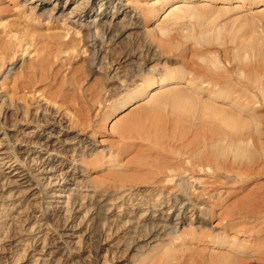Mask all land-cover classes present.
<instances>
[{
  "label": "rangeland",
  "instance_id": "374dc122",
  "mask_svg": "<svg viewBox=\"0 0 264 264\" xmlns=\"http://www.w3.org/2000/svg\"><path fill=\"white\" fill-rule=\"evenodd\" d=\"M21 2V0H0V17H2L0 19V36L7 34L13 36L14 38L3 36L5 41L9 38L7 41L11 43H15L20 36L30 41L29 44L25 45L28 52H19L17 55L14 53V56L11 54V57L15 58L16 56L15 60L17 58L18 60L23 59L27 69L25 66L21 68L22 64H20L18 70L13 71L11 77L0 79V107L3 105L1 99L3 101L5 99V105L6 103L11 104L15 111L21 112L18 115L14 113L16 116H9L7 119H4L3 115L0 114V141L8 145L10 154L27 169V172L31 173L30 163L24 161L26 160L25 157L28 158V161L31 157L21 153L26 145L17 140V138L22 137L19 134L21 130H36L48 136L52 131L59 130L61 123L58 122V118L60 117V119L65 120L64 125L69 127L75 136L95 140L97 149L94 154L83 159L78 157L79 160L74 161V165L71 158L60 157L58 159L54 158L55 156L53 158L60 164L64 162L66 165L71 164L78 168L83 174L80 181L84 190L88 188L91 191L92 189L102 195L108 194V192L104 193V190H107L112 196L113 202H117L118 206H123V208L111 210L108 219L106 218V226L103 225L102 227L108 231L101 237L103 247L99 264H264V89L262 91L258 86L256 87L257 82L255 80L257 79L254 77L257 75L253 73V67L247 64L244 70L248 72L246 76L243 71L244 67L240 66V60H238L240 57L238 55L239 58L234 57L238 58L239 64H237V60L232 56V52L236 55L237 51H234L238 48L235 47L238 46L236 45L238 41L235 39L238 37L233 35L238 34L232 33L236 27L233 28L230 22L234 20L232 23H235L236 19L232 18L238 16V10H235V7L241 6L242 2L232 1L226 4L222 3V5L221 3L217 4V6H221L220 9L224 6H232L235 10L232 11L231 8L233 13L230 15L232 18L230 20L232 21H226L227 26L225 27L228 29H224V31H228L227 35L230 32L235 38L228 36L229 38L222 39L224 37L223 29H220L222 32L219 31V34L221 32L220 38L218 32L215 31H218L219 27L224 28L220 26V23L222 25L224 22L225 25L226 22L225 20L216 21L210 18L209 8L206 10L207 5H209L207 0H174L171 3H167V0H123L122 5H125L128 13L124 15L121 12L118 21H123L129 15V17L140 18L143 24V34L142 36H134L130 43L131 48H134L136 55L140 53L144 56L150 45L157 48L160 46L159 49L164 59L162 62H155L150 65L141 74L134 73L132 75L130 73L127 81L123 84L113 83L106 74V70L118 67V60L123 50L122 46L111 50L112 48L107 44L104 47L103 56L99 55L93 59L92 63H89L90 51L84 45V37L78 28L67 24L65 21L56 22L44 18L40 20L33 18L22 7ZM259 8L263 10L264 6L255 8V12L258 10L259 14H264ZM180 9L186 13V9H191L194 13L192 11L191 14L187 13V15L189 14L187 17L186 13L184 14V11L182 12ZM203 11L204 14L209 15L210 19L207 18L215 23V26L212 24L214 28L211 27L212 31L215 29L214 35L209 28L211 23L209 26L207 25L208 27L205 26L210 31L202 26L209 23L206 15H203ZM221 11L217 16L221 14ZM258 17L260 19L262 16H256L257 19ZM262 22L257 23L259 24L257 28L261 30V24L264 23ZM229 23L232 26L230 28L232 32L229 31ZM4 25L6 30L3 28ZM10 25L15 30L10 29ZM236 25L238 26V22L234 24V26ZM198 26H200L201 32H199ZM203 27L209 35L203 31ZM259 29H256L255 32ZM261 30H259L261 33L259 31L258 33L260 37H263V39L261 38L263 41L264 34L263 36L261 34L264 30ZM8 31L11 33H7ZM27 31L28 33H26ZM202 32L205 35L201 36ZM211 32L213 36L216 34L217 36L216 39L213 38V41L209 42ZM40 33L43 37H40ZM221 36L223 37L221 38ZM37 37L40 39L37 40ZM260 37H258V41ZM11 38L15 42H12ZM228 39L237 41V43L232 41L235 44L233 48L231 47L234 45L232 42L228 46ZM224 40H228L226 44ZM4 54H0L1 63H6V60L9 63L11 59H14ZM3 55L7 57L6 60L2 57ZM214 57H217L218 61ZM184 59L187 70L183 71L182 68L186 67ZM32 60L37 63L40 61L38 63L40 66L31 69L34 62ZM234 60L236 63L233 62ZM136 61L135 65L139 70L144 63L143 57ZM216 61L220 66L215 63ZM29 63H31L30 68L27 67ZM180 65L185 67L180 69ZM176 66L179 68L176 69ZM248 66L251 74L249 68L247 69ZM154 68H159V77L162 78L172 73L169 77L172 78L171 76L174 75L172 78L174 79L182 70L188 75L185 74L187 79L189 76L191 79L187 80L184 75L185 78L182 80V73L179 75L181 78H175L173 83L158 86L159 88L148 86L149 84L144 81L149 80L150 83V80L153 81V77H150L153 75L149 74V69ZM204 68L207 70L203 71ZM196 71H201L202 74L199 75V72L196 74ZM206 71L207 73L211 71L210 75L213 76L204 74ZM225 71L228 74L223 75L222 73H226ZM232 71H238V73L243 71L242 76L244 78ZM177 72L179 73L177 74ZM193 73L196 75L194 76ZM229 73L234 77L231 75L230 78ZM202 75H207L205 77L207 80ZM215 75H218L219 79ZM213 77H216L217 81L214 82L213 80L216 78ZM221 77H228L230 80ZM245 77L251 81L246 80ZM194 79L196 82L193 81ZM186 80L191 84L187 83ZM199 80H204L206 85L212 81L214 84L205 87V84ZM252 80L256 83L247 85L252 83ZM192 81L198 85L197 88L192 87L194 86ZM222 81L224 85H221ZM238 82L241 84L238 85ZM225 83L226 86L228 83L227 87H230L232 93L227 92L229 89H225L227 88ZM231 83L233 85L236 83L238 89L241 88V91L248 92V95L256 94L257 97L249 95V98L252 97L254 102L246 97V93L242 94L243 92L241 93L236 85L234 86L235 89L233 88L234 91L236 90L238 94H241L233 95L237 93L233 91ZM180 85L181 87L178 89L177 87ZM185 85L189 90L193 89L192 92L195 91L192 94L196 93L194 98L188 89V92H182V95L189 93L184 95L185 98H188L186 100L189 103L184 101L185 98L179 99ZM212 85L213 87H211ZM252 85L256 89L258 88L257 92L254 90L255 88L250 89ZM200 86L204 88L199 89ZM207 87L209 88L207 89ZM219 87H223L222 89L226 91ZM143 88L148 90L146 94H138L144 90ZM175 88L177 91L179 90V95L177 92L174 93ZM139 90L141 91L139 92ZM201 90H207L203 95L204 97ZM209 90H215L213 93L215 95H212L213 91L210 93ZM219 90L221 91L219 92ZM197 91H200L201 94ZM169 92L177 94L179 101L170 100L173 96L169 95L165 96L171 97L167 100L164 95L169 94ZM207 92L210 93L209 98H207L209 96ZM218 94L233 95L234 97L226 99L227 101L218 98V100L220 99L218 101L215 99ZM242 95L248 99L243 101ZM196 97H199V100L200 98L204 99V101L201 100L203 101L201 104L204 106L213 102L214 105H219L220 112H222V108V110L225 109L226 111L222 113L224 115L225 112L224 119L219 117L221 113L218 112L216 105V107L212 104V106L209 105L211 107L210 112L204 111L210 109L209 106V108L204 107V110L203 107L201 110L199 106L197 111V103L200 105V102ZM235 97L239 98L238 101L242 99V102L240 100V104H237V101L231 103L232 100H237ZM189 98L195 99L193 104L191 99L193 109H191ZM211 98L215 101L210 100ZM255 98L257 99L255 100ZM165 99L168 102L164 101ZM180 100L184 101L186 105L184 102L183 105L182 102L178 104ZM205 101L206 103L210 101V103L205 105ZM243 105L249 106V108ZM44 107H48L49 112L55 117L57 116L58 120L38 122L35 116ZM200 110L202 113L199 112ZM227 110L233 112L230 114ZM203 111L204 113L208 112L209 116ZM226 112H228L227 115L230 114V117L226 115ZM233 113L234 115H232ZM214 114L216 118L215 116L210 117ZM217 114L219 115L217 116ZM222 114L220 116H223ZM259 115L260 124H258ZM217 117L222 121H219ZM226 117L231 123L228 120V123L223 121ZM139 118L164 120L166 121L167 132L160 133L156 130L148 135L143 134L137 121H135L140 120ZM236 118L239 120L238 123ZM132 119L133 121H131ZM232 120L235 122L232 123ZM125 122H128L127 127ZM123 127L127 128L128 132ZM238 147L243 148L246 153H243ZM250 151L253 154H247ZM44 155L48 157L46 152ZM1 171H4L5 175L11 176L16 173V170L10 169L8 165L3 166ZM31 175L34 176L33 172ZM3 177L1 173L0 217L2 219L0 220V235H2L1 237L5 236L12 243L9 242L8 251H1L3 253H0V264H37L36 259L42 253L38 248L39 244L33 245L32 243L34 238H41L45 231L43 233H40L39 230L32 232V227L35 221L38 222L37 218L41 219L44 214L45 210L40 206L43 205L45 209L51 208V206H47L46 202H54L58 198L48 199L49 195L43 184L39 183V178H33L29 183H25L24 180L20 179L21 177L17 178L19 184H23L21 190L25 191L29 186L33 190L32 193H30L31 191L28 193L26 198L22 191L21 193L18 192L15 182H11L12 179L8 181L10 184L4 186L6 182L3 183L5 181ZM54 193L57 196L60 195L59 192ZM176 199L186 206L183 215L185 224L182 228L177 232L175 231L176 233L168 232L161 235L162 238L146 248H142V244L134 249L127 248V245L134 244L138 237L140 238L141 235H146L148 232L146 228L143 230L144 226L142 225L145 218L144 220L141 219L140 214H147L149 211L151 213L148 215L154 214L153 212L162 201L172 204ZM194 208L200 212H205L207 218L205 224L196 223V219L192 215ZM79 215L77 222L74 223L75 231L69 230V234L79 230L76 234L77 237H65L63 239L64 241L70 239L69 241L77 242L75 246L69 244V247L75 254H79V257L69 264H88L91 260L89 254L85 252L88 246L78 244L80 235L87 231L89 225L87 222L85 224L83 222L76 228V225L82 221L84 213ZM15 217L19 218L16 222L13 219ZM2 226L4 227L2 228ZM56 226L58 225L51 226V228H56ZM0 243L2 244L1 240ZM116 245L125 246H122L121 249H115ZM76 247L77 249L74 250ZM52 252H54L52 257L46 258L50 264H54L56 256H59L57 249L52 250Z\"/></svg>",
  "mask_w": 264,
  "mask_h": 264
},
{
  "label": "bare ground",
  "instance_id": "6f19581e",
  "mask_svg": "<svg viewBox=\"0 0 264 264\" xmlns=\"http://www.w3.org/2000/svg\"><path fill=\"white\" fill-rule=\"evenodd\" d=\"M18 1H20V0H18ZM21 1H22L21 3L23 4V5L21 4L22 7H24V9L33 18H37L39 20L41 18L42 19L44 18V19H49L50 21H56V22L65 21L67 24H71V25L75 26L76 28H78L80 34H82L84 37V41H85L84 45L90 51L91 59H89V63H92L93 59H96L97 56H99V55L103 56V53L105 52L104 47L107 44L112 48L111 50L122 46L123 50H122L121 56L118 60L119 61L118 67L117 68L115 67L112 70L111 69L106 70V74L108 76V79L113 81V83L123 84L127 81L128 75L130 73L132 75L134 73L141 74V72L145 71L150 65H153L155 62H158V63L160 61L162 62L163 56L161 55V50L159 49L160 46H158V48H157L156 46L150 45V47L147 49L146 53L144 52L145 53L144 56L141 55L140 53L136 55V53L134 52V48L133 49L131 48L132 46L130 43L133 41L134 36H136V35L142 36V34H143V26L142 25L143 24L141 23L140 18L129 17V15H127L123 21H118L119 15L121 14V12L124 15L128 13V11L125 9V5H122L123 0H21ZM171 1H174V0H167V3H171ZM207 1H208L209 5H207V9H206V7H205V9L208 10V8H209L208 14L210 15L211 19H215L216 21L219 19L225 20V22L226 21L227 22L232 21V20H230L232 18L233 19L235 18L236 20L238 19L237 20L238 26L237 25L234 26V24L237 23L236 20H235L234 24L232 23V22H234V20L232 22H230L231 25L233 26V28L236 27L238 31L236 30V28H235L236 31L232 28L234 31V32H232L230 30V28L232 26L230 25V23L228 24L230 26V27L228 26L229 31H231L233 34L236 32L238 35H236V34L233 35L230 32H229L230 35H229V33L227 35L228 31L227 32H226V30L224 31L225 28L228 29L227 27H225V26H227L226 25L227 22L225 23V25L223 24L224 22L222 23V25L220 23V26H223L224 28L219 27V29H218V27L216 26L218 31H215V29L212 31L211 30L212 29L211 27H213L212 24L214 25L215 23H212L214 21L209 20L210 19L209 15L207 16V14H204V11L206 12V10L203 11V15H206L205 17L209 18V19L207 18L208 19L207 21H209V23L206 22L207 24L206 25L203 24L202 26H204V27L207 25L209 26V24L211 23L210 24L211 26H209L210 30L213 32V35L215 32H218L217 34L219 35L218 36L219 38H220V34L222 32L221 30L223 29V36L225 38L223 36H221V38L223 37L222 39H227L226 37H228V36H231L230 38H232L233 36L238 37V38L233 37L238 41V44H236L238 46H235V44H234V43H237L236 40L230 41V39H228L229 42H227L228 46H229L230 45L229 43L234 41V43L232 42L234 45L231 44V45H233L231 47L232 48L234 46L238 47V48H236L235 51L233 49V51L234 52L237 51V53L235 55V53L232 52V56H233V58L235 56L240 57V59H238L239 57L234 58V59L240 60V66L242 68L244 67L243 71L245 70L247 64L251 65L253 67L252 68L253 70L252 69L251 70L253 71V73L255 75H257L256 77H254V75H253V77L256 78L257 80H255L252 76H251V78L257 82L256 83L254 81L256 83V87L258 86V88L263 91V89H264V40L261 41L263 39V37H260V35H259V33H261L259 30H261V29L257 28V25H259L257 23H259L261 21L264 22V14H262V13L259 14L258 10H257V12H255L256 11L255 8L264 6V0H207ZM232 1H239V2L241 1L242 2V3L240 2L241 6L235 7V5H234L235 10H238V12L236 11L238 16L242 15L240 18H238L237 14H236L237 17L234 16V17L230 18L231 13H233V12H231V8H232V11L234 10L232 6H229V7L224 6L222 9H220L221 8L220 5L217 6V4L221 3V5H222V3L226 4V3H229ZM190 6L192 7V5H189V7ZM187 7H185V8H187ZM218 7H219V10L217 11ZM259 9H260V11H262L264 13L263 8H262L263 10H261V8H259ZM186 10H187V13L191 14V11H192V13H194L193 10H191V9L190 10L186 9ZM220 10H222L221 14L217 16V14H219ZM183 13L185 14L186 11H184ZM187 13H186V15H187ZM188 15H187V17H188ZM260 15L262 17H260V19L258 17V19H257L256 16H260ZM0 19H2V17H0ZM262 26L264 27V23H263V25L261 24V28H262L261 31L264 30V28ZM11 27L12 26L10 25L9 28L12 29L13 27L12 28ZM199 27L200 26H198V28ZM204 27H203V29H204ZM207 27H205V28L207 30H209ZM3 28L6 30L5 25ZM256 29H259V30H257L255 32ZM12 30H15V29H12ZM207 30L205 31V29H204L203 31L209 35ZM201 31L202 30L200 29L199 32H201ZM219 31H221L220 34H219ZM258 31H259V33H258ZM3 32H4V30H3ZM3 32H2V34H3ZM212 32L210 33L211 36H209L211 38L208 37L209 42H211V40L217 36V34H216V36H213ZM7 33H11V32L8 31ZM7 33H5V34H7ZM26 33H28V31ZM256 33L258 34V36H256L257 35ZM40 34H41L40 37L41 36L43 37L42 33H40ZM207 34H206V36H208ZM263 34H264V31L261 34V36H263ZM203 35H205V33H203L201 36H203ZM3 36H5V37L8 36L9 38L13 37V36H9V34L0 36V54L1 55L3 53H5L6 55L11 57L14 53H15V55H17L19 52H22V53L28 52V51H26L28 49L25 48L26 47L25 45L29 44L30 41H27V39H24L23 37L20 36L18 38L16 37L17 41L15 42L11 38L12 42H15L17 44V45H14L15 43H11V42L7 41V39H9V38H7L5 41V38ZM206 36H204V37H206ZM40 37L39 38L37 37L38 39L37 38L36 39L39 40ZM204 37H202V38L206 41V39ZM258 37H260L259 41L257 40ZM228 40H226V41H228ZM226 41H225V44H226ZM15 46H16V48L14 49ZM203 46H204V44H203ZM231 47H230V50L232 49ZM202 49H204V48L202 47ZM4 55L2 57L6 60L7 57ZM142 57H143L144 63L142 64L143 66L141 67V69L138 70L137 66L135 65V62H137L136 61L137 59H141ZM11 58H14V57H11ZM15 58H16V56H15ZM15 58L11 59V60H13L12 62L9 59L10 60L9 63H7V60H6V63L0 62V79L3 77H4V79L11 77L13 71L18 70L17 68L19 67L20 64H22L20 66L21 68L25 66V61H23V59L18 60V58H17V60H15ZM214 58H216V60H217V57H214ZM45 60H44V62H45ZM213 60H215V59H213ZM238 60L236 61V62H238L237 64H239ZM16 61L19 63H17ZM33 61L34 60H32V62ZM184 61H185V59H184ZM217 61L215 63H218ZM39 62L40 61H38V63ZM233 62H235V60ZM38 63L34 61L32 63V66H31V63H29V65L27 67L30 68V66H31V69L37 68V66L39 65ZM184 63L186 66V61ZM219 63H220V60H219ZM237 64H236V66H237ZM183 66L180 65V69ZM219 66H220V64H219ZM233 66H234V64H233ZM176 67H177L176 69L179 68L178 66H176ZM25 68H26V66H25ZM186 68H187V66L184 69L182 68V70L184 71ZM242 68H241V70H242ZM248 68H249V66L247 67V69ZM234 69H232V70H234ZM182 70H180L181 75L183 73ZM202 70L203 71L207 70V68L206 69L204 68ZM208 71H209V69H208ZM222 71L223 70H221V72ZM243 71L241 73H238V71H232V72H237L238 74H240V76H242L243 73L245 72V71L244 72ZM249 71H250V68H249ZM197 72H199V71H196L195 73L196 74L200 73L199 75L202 74L201 71L199 73H197ZM210 72L207 73V71H206V72H204V74L207 73V75H210ZM178 73L179 72H177V74ZM195 73H193L194 76L196 75ZM245 73H246L245 75L247 76L248 72H245ZM149 74L153 75V76H150V77H153V81L150 80L151 81V83H150L149 80L146 79L147 81H144V82H147L149 84V85L147 84L148 86H152V87L157 86V88H159L160 86L166 85L168 83L170 84L171 82L173 83V80L175 78L176 79L181 78L179 76L180 74L177 77L175 76L174 79H172L174 77V75L171 76L172 78H170L169 76L172 73H169L170 75L166 74L167 78L166 77L162 78L161 76L159 77V75H160L159 74V68L149 69ZM185 74L186 73H183L182 80L185 77L187 79L188 75L186 74L187 75L186 76ZM222 74L225 75L228 73L226 72V73H222ZM250 74H251V71H250ZM184 75H185V77H184ZM207 75H202V76H204V78H205ZM223 75H222V77H223ZM231 75L232 74L229 73L230 78H231ZM215 76H217V78L219 79L218 75H215ZM249 76L250 75H248V77ZM232 77H234V76L232 75ZM189 78H190V76H189ZM213 78H216V77H213ZM217 78L215 80H213V79L212 80L215 82V81H217ZM224 78H222V79H224ZM235 78H236V76H235ZM210 79H208V80H210ZM225 79L230 80L228 77ZM187 80H186V82L188 83L189 81H187ZM205 80H207V79L205 78ZM246 80H249V79L246 78ZM253 80H252V83L250 82V84H249L248 82L251 81V79H250L247 82L248 83L247 85L254 84ZM193 81L196 82V79H194ZM193 81H192V83H193ZM199 81L203 82L204 80L203 81L199 80ZM213 81H212V83L214 84ZM219 81L221 82V80H219ZM219 81H218V83H219ZM231 82L233 83V81H231ZM187 83H186V85H187ZM212 83L208 82V85L212 84ZM228 83L230 84V82H228ZM228 83H227V86H228ZM232 83H231V85L233 86V87L231 86L232 89L234 88L235 85H236V88L238 89L237 84L234 83L235 85H233ZM239 83L240 82H238V85H239ZM199 84H202V83H199ZM203 84H205V87L208 86L204 82H203ZM222 84H223V81H222L221 85ZM181 85L177 88L179 89L181 87ZM186 85L184 88H182L183 91L180 90L181 95H182V92H184V93H186L185 91L188 92L189 89L186 88ZM193 85H194V86H192L193 88H197V86H198L197 84L195 85V83H193ZM247 85H245V86L247 87ZM188 86H189V84H188ZM202 86H204V85H202ZM217 86H215V87H217ZM225 86H226V83H225ZM253 86L254 85H252V87ZM200 87H198V88L199 89L204 88V87H201V88ZM211 87H213V85ZM248 87H251V86H248ZM252 87L250 89L255 88V87H253V88ZM208 88L209 87H207V89ZM222 88L223 87H221L220 89H222ZM229 88L227 87L225 89L228 90ZM143 89L144 90H142V91L139 90V92L140 91L141 92L138 94L145 95L148 90H146V88H143ZM213 89H216V88H213ZM234 89H233V91H234ZM247 89L249 90V88H247ZM257 89L255 88L254 90L256 91ZM174 90H175V92L174 91H172V92H174V93L177 92L179 95V90L177 91L176 88ZM192 90H189V92L191 91L190 94L195 92V91L192 92ZM195 90H197V89H195ZM226 90H223V91H226ZM230 90L231 89H229V91H227V92H230ZM238 90L241 91V88ZM201 91H203V93H204V94H202V96H203V95H205V92L207 90H205V91L201 90ZM212 91L213 90H211L210 93ZM214 91L212 92V95H215V94H213ZM220 91L221 90H219V92ZM197 92L200 93V91H197ZM216 92H217V90H216ZM234 92L237 93L236 90ZM258 92L260 93L261 91H258ZM210 93L207 92V94H209V96L207 98L210 97ZM230 93H232V92H230ZM241 93L242 94L246 93V97H248V98L251 95H252V97L253 96L257 97V96H255L256 94L253 95L252 93L249 94L250 95L249 96L247 94L248 92H246V91H241ZM262 93H261V95H262ZM170 94H172V93L169 92V94L164 95V97L167 95L173 96L172 99H170V100H176V102H177V100L179 101V99L185 98L184 97L185 94L182 96L180 95L179 99H177V97H178L177 94H174V95L173 94L170 95ZM188 94L189 93H187L186 95H188ZM194 94H196V93H194ZM194 94H192L193 95L192 97L195 98ZM220 94H222V93H220ZM226 94L225 95H219L218 94L219 97L217 96V98H215V99L218 100V98H222L223 100L227 101L228 99H232L234 97L233 95H236V96L240 95L238 93L233 94V95H226ZM175 95H177V96L174 97ZM189 96L191 97V95H189ZM242 96L245 98V99L243 98V101L248 99L245 97V95H242ZM138 97H141V96H138ZM258 97L260 98L261 96L259 95ZM165 98H167V100H169V98H171V97H165ZM173 98H175V99H173ZM239 98H242V97L239 96ZM239 98H236L237 100H232L231 103H235L237 101V104H240L239 101L241 100V102H242V99H240L238 101ZM251 98H249L250 101H253V98H252V100H251ZM161 99H162V97H161ZM186 99H188V98H185L184 101ZM189 99H190V106H191V99L192 98H189ZM202 99L203 98H200V100L198 99L200 102V105L196 102L198 105L197 111L199 110V106H200V109L203 107L202 109L204 110L205 109L204 107L207 106L206 104L210 103V101H207V103L205 101L204 103L206 106H204L203 104H201V102L204 101V99H203V101H201ZM212 99L213 98H211L210 100H212ZM256 99L257 98H255V100ZM167 100L165 99L164 101L168 102ZM198 100H196V101H198ZM184 101L180 100V102H178V104L182 102V105H183ZM213 101H215V100L213 99ZM263 101H264V99H263ZM5 102H6L5 99H4V101H3V99H1V103H3V105L0 107V114L3 115L4 119L9 118V116H16V114L18 115L19 113H21L19 110L15 111L14 108L11 106V104L6 103V105H5ZM186 102H188V101L186 100ZM193 102H195V99L192 101V104H193ZM249 103H252V102H249ZM211 104L214 105L213 102ZM211 104H208V106L209 105L212 106ZM260 104H261V102H260ZM263 104H264V102H263ZM184 105H186L185 102H184ZM201 105H203V106H201ZM245 105H247V104H245ZM245 105H243V106H245ZM208 106L206 108L210 107V106L209 107ZM214 106H213V108H215L217 106L218 112H220L219 111V105L217 104L215 107ZM192 107L193 106H191V109L194 108V107L193 108ZM245 107L249 108V106H245ZM213 108H212V110H213ZM222 109H221L222 112H220L221 114L223 113V111H226L225 109L224 110H222ZM201 110L199 111L200 113H202ZM206 110H208V112H210L209 110H211V107H210V109H205L204 111L206 112ZM251 110H252V108H251ZM204 111H203V113H204ZM227 111H229L230 114H231V112H233L230 110H227ZM208 112L204 113V114L209 116ZM215 112L217 113V111H215ZM14 113H16V114H14ZM227 113L228 112H226V115H227ZM215 114L211 115L210 117L213 118L215 116V118H216ZM219 114H217V116ZM230 114H228L227 116H229ZM220 115H219V117L224 119L225 112H224V115L222 114L223 116H220ZM232 115H234V113ZM232 115H231V117H232ZM219 117H217V119ZM220 118H219V121H222V119H220ZM259 118H260V115H259ZM35 119L38 122H43V121L49 122L52 120L56 121L59 119L58 122L61 123V125L59 126V130L54 129L55 133L52 131L51 134L48 136L43 134V132H38L36 130H32V131L21 130V132H19L20 136H22V137L17 138V140L21 141L22 144L26 145L22 149L21 153H24L25 154L24 156H30L31 157V158H29V161L27 160L28 158L25 157L24 159H26L27 161L26 160H24V161L30 163V166H31L30 169H32L31 173L33 172L34 176H32L30 172H27V169L21 163H18V161L15 159V157H13L10 154V152L8 151V145H6V143L1 142V141H0V175L2 173V176H4L3 178H5V181L3 183H5V182L6 183L4 184V186L8 185V183H9L8 181L10 179H12L13 181H11V182H15V184L17 185L16 188L18 189V192L21 193V191H22L23 196H26V198L28 196V193L30 191H31L30 193H32L33 190H31V186H29V188L27 190H25L26 191V193H25V191L20 189L21 187H23L22 186L23 184L22 183L19 184L20 182L17 178L21 177L20 179L24 180L25 183L31 182L33 178L34 179L39 178V183L43 184L45 190L47 191V194L49 195L48 199L53 198V197L58 198L54 202H49V203L46 202L47 206H49V207L51 206V208L45 209V207L43 205L40 206L41 208H44V210H45L44 214H43L41 219L37 218L38 222L35 221L34 225L32 227V232L39 230L40 233H43L45 231V233L43 234V236L41 238H38V239L34 238L35 240L32 243L33 245L39 244L38 248H40L39 250L42 253L40 255V257H37L36 262H37V264H50L49 261L46 260V258L48 256L52 257V254L54 253V252H52V250H54V249H57L59 252V256H56V258H55L56 260H54V264H69V262H73L75 258L79 257V254H75V252H73L71 250L72 248L69 247V244L70 245L74 244V246H75L77 244V242L73 241V240L69 241L70 239L64 241L63 239L65 237H68V238L77 237L76 234H77V232H79V230L76 231V233H72V234H69V230L73 229L72 231L73 232L75 231L74 223L77 222V219L80 216L79 214L84 213L82 221L78 225H76V228L79 227V225H81V223H83V222H84V224L87 222L89 225H88L87 231H85L84 234L80 235V237H79L80 239L78 241V244H81V245L84 244V245L88 246V249H86V251H85L86 253L89 254V256L91 258L90 263H88V264H99L100 258H101L100 253H101L102 247H103L101 245V237L104 236V234L108 231V230L106 231V229H102V227H103V225L106 226L105 222H106V218L108 219L109 212L113 209H116V208H123V206L122 205L118 206L119 204L117 202H113L112 196L109 194V191L104 190V193L108 192V194L102 195L98 191H93L92 189H91V191L88 188H87V190H84L82 185H81L80 178H81V176H83V174L78 170L77 167L73 166L75 164L74 161L77 162V160H79V159H77L78 157H80V159H83V158H87V157H90L91 155H93L97 149L96 145H95V140L93 138H84L83 139L77 135L75 136L73 134V131L69 127L64 125L65 120L63 118L60 119V117L57 119V116L55 117V115H53V114H51V112H49L48 107H44L40 111V113H38L35 116ZM129 119H131V118H129ZM237 119L238 118H236L235 120L238 123L239 120H237ZM154 120H149V119L148 120L147 119L146 120H143V119L138 120L137 119L135 121H137L138 127L141 128L143 134L148 135V134L153 133L156 130L159 131L160 133H166L167 132V130L165 128L166 127L165 126L166 121L156 120V119H154ZM227 120L230 122V120L227 119V117L223 121H226V123H228ZM131 121H133V119ZM260 121H261V118L259 119L258 124H260ZM234 122L235 121H233L232 123H234ZM127 123L128 122L124 123L126 127L128 125ZM259 127H261V126H259ZM124 130L126 132H128L127 128H124ZM0 133H1V130H0ZM240 148L238 147V149H240ZM245 149H248V148H245ZM240 150L243 153H246L245 151H243V148ZM44 152H46L48 157H45ZM247 154H253V153L250 151V153H247ZM53 156H55L54 158H58V159L60 157H64L67 159L71 158L73 165H71V164L66 165L64 162L60 164V163L55 161ZM7 165L10 169L16 170V173L14 174V176H13V174H12V176L8 175V174L5 175L4 171H1V168L3 166H7ZM28 173H30V174H28ZM88 191H90V192H88ZM53 192H59L60 195L57 196L55 193L53 194ZM85 192H88L90 194H88V193L85 194ZM100 192H103V191H100ZM50 193H52V194H50ZM54 195H56V196H54ZM185 207L186 206L182 205L180 201H177V199L172 204H169L168 202L162 201V203L159 204L157 206V209L153 212L154 214L148 215V213H151L150 211L147 214H145V213L140 214L141 219L143 218V220H144V218H145V220L143 222L144 224L142 225V226H144L143 230L146 228V231L148 230V232L146 233V235H141V237H140L141 239L138 237V240L135 241L134 244L127 245V248L134 249L138 245L140 246V244H142V248H146V247L150 246L152 243L156 242L158 239L162 238L161 235H164L165 233L167 234L168 232L173 233L175 231L176 232L179 231L182 228V226L185 224V221L183 218V215H184L185 209H186ZM167 208H169L168 211H167ZM141 209H143V208H141ZM144 210H147V209H144ZM32 211L34 212V209ZM192 215H193V217H195L196 223L205 224L207 222V218L205 216L206 214L204 211L200 212L199 210L194 208ZM1 219H2V217H0V220ZM13 219H15V222H16V220L19 218L15 217ZM56 224L58 225V226H56V228L55 227L51 228V226H55ZM0 227H1V222H0ZM3 227L4 226H2V228ZM0 234H1V230H0ZM1 236L2 235H0V237ZM0 240L2 241V244L0 243V253L3 250L8 251V247L10 244L9 242L12 243V241L8 240L5 236L1 237ZM13 244H14V242H13ZM10 246H12V245H10ZM122 246H125V245H119V246L116 245L114 248L115 249H119V248L121 249ZM75 249H77V247L74 248V250Z\"/></svg>",
  "mask_w": 264,
  "mask_h": 264
}]
</instances>
